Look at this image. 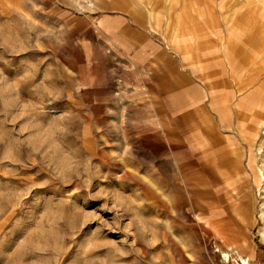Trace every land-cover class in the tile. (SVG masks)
I'll list each match as a JSON object with an SVG mask.
<instances>
[{"label": "rangeland", "instance_id": "1", "mask_svg": "<svg viewBox=\"0 0 264 264\" xmlns=\"http://www.w3.org/2000/svg\"><path fill=\"white\" fill-rule=\"evenodd\" d=\"M263 103L264 0H0V264H264Z\"/></svg>", "mask_w": 264, "mask_h": 264}, {"label": "crops", "instance_id": "2", "mask_svg": "<svg viewBox=\"0 0 264 264\" xmlns=\"http://www.w3.org/2000/svg\"><path fill=\"white\" fill-rule=\"evenodd\" d=\"M249 70H250L249 69V65L248 64H245L243 62V60H240L239 58L238 59H234L233 62H232V79H233V82H236L237 81L236 83L239 84V85H237L239 87H241V86L243 88L247 87L250 84V81L251 80H250V77H248V75L245 76L243 73H244V71L248 72ZM247 78H249V80ZM243 88H242V90H243ZM242 90H239V91H242ZM214 105H215V103H214ZM240 108L246 111L250 107L247 106V105H245V106L241 105ZM223 109L226 110L227 108H225V106H224ZM245 125H246V123H245ZM249 126H251V125L249 124Z\"/></svg>", "mask_w": 264, "mask_h": 264}, {"label": "bare ground", "instance_id": "3", "mask_svg": "<svg viewBox=\"0 0 264 264\" xmlns=\"http://www.w3.org/2000/svg\"><path fill=\"white\" fill-rule=\"evenodd\" d=\"M240 62V61H239ZM253 68H255V69H257V70H259V69H261L262 68V65L259 67L258 66V64L256 65V67H253ZM251 76V75H250ZM248 80H249V78H247ZM237 82V81H236ZM246 82V81H245ZM244 84V83H243ZM237 85H239V84H237ZM242 87V86H241ZM240 87V88H241ZM239 88V89H240ZM261 89V88H260ZM258 92V91H257ZM258 96H261L259 93L258 94H255V96H254V94L252 93V92H250L249 94H247L246 95V97L244 98V99H242L243 101H241V105H242V103H245V105H247V106H249L250 108L251 107H254V106H256V104H258L259 103V101H260V99H258V100H256V98L258 97ZM262 101V100H261ZM263 102V101H262ZM261 102V103H262ZM264 104V103H263ZM263 108H264V105L262 106ZM239 255V254H238ZM239 264H248V259H246V258H244V257H242L241 255H239Z\"/></svg>", "mask_w": 264, "mask_h": 264}]
</instances>
